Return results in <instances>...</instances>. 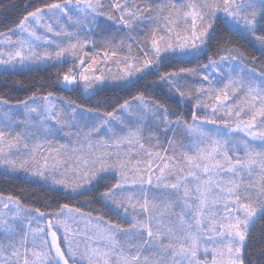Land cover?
<instances>
[{"label":"snow or ice","instance_id":"obj_1","mask_svg":"<svg viewBox=\"0 0 264 264\" xmlns=\"http://www.w3.org/2000/svg\"><path fill=\"white\" fill-rule=\"evenodd\" d=\"M34 67L0 169L88 207L0 194V264H264V0H45L0 30Z\"/></svg>","mask_w":264,"mask_h":264},{"label":"trees","instance_id":"obj_2","mask_svg":"<svg viewBox=\"0 0 264 264\" xmlns=\"http://www.w3.org/2000/svg\"><path fill=\"white\" fill-rule=\"evenodd\" d=\"M45 0H0V30H5L7 27L14 25L15 21L25 12L27 6L29 10L34 7L41 6ZM234 44L246 51V54L252 55L253 49L249 48L237 37H231ZM55 72V69H44L42 67L21 72H5L0 73V96H6L11 101H16L26 98L37 89V86L42 82L47 83L49 76ZM55 91V89H53ZM58 95L64 96L67 99L74 100L86 106H91L97 103L103 105L115 103L117 95L124 96L125 93L104 92L100 96L86 99L81 98L78 94H70L66 91H58ZM174 107V106H173ZM0 194L14 195L21 197L23 202L34 207H44L47 204L53 203L55 200L60 202H68L70 204L83 205L85 209L88 207V198H80L78 200L64 201L61 197L53 193L46 192L41 185L30 183L19 178L9 177L0 174ZM53 206H55L53 204ZM99 207L98 205H93ZM114 219V217H113ZM259 225L257 226V234L259 233ZM250 259L254 262L258 256L252 250H249Z\"/></svg>","mask_w":264,"mask_h":264},{"label":"rangeland","instance_id":"obj_3","mask_svg":"<svg viewBox=\"0 0 264 264\" xmlns=\"http://www.w3.org/2000/svg\"><path fill=\"white\" fill-rule=\"evenodd\" d=\"M35 68H40V67H34L33 69H35ZM25 70H29V69L17 70L15 72H21V71H25ZM5 72L6 71L4 69L0 68V73H5ZM7 72H12V71H7ZM0 174L6 175V176H9V177H13V178H19L21 180H24V181H27V182H30V183L41 185V182L28 179V178L25 177V174L21 173V172L10 173V172H5L3 169H0Z\"/></svg>","mask_w":264,"mask_h":264}]
</instances>
